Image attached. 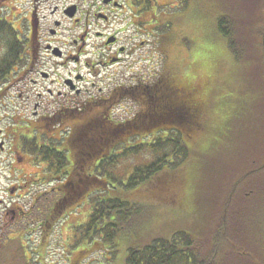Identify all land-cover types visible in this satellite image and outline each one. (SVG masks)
Instances as JSON below:
<instances>
[{
	"label": "flooded vegetation",
	"instance_id": "obj_1",
	"mask_svg": "<svg viewBox=\"0 0 264 264\" xmlns=\"http://www.w3.org/2000/svg\"><path fill=\"white\" fill-rule=\"evenodd\" d=\"M13 1L0 0V21L17 32L2 16ZM174 1L162 5L154 0H29L22 12L26 34L16 35L19 58L0 81V101L8 98L10 104L8 116H0V264H69L67 222L69 204L75 201L71 195L69 199V186L107 174L97 166L99 160L83 151L81 141L101 146L105 136L113 135L108 155L100 161L118 155V145H134L130 140L138 138L136 131L123 129L126 139L121 140L113 128L131 124L130 129H136L130 121L145 104L139 88L149 93L156 83L170 102L156 100L157 110L160 105L164 113L155 118L156 112H150L153 98L146 115L150 123L168 120L175 106L185 102L199 112L201 100L179 81L183 75L178 60L166 62L173 65L149 82L137 77L138 57L153 54L154 44L164 48L165 57L170 55L166 40L172 26L166 28L171 19L163 15V32L152 23L159 5L174 8ZM147 15L150 20L144 19ZM260 49L262 61L261 42ZM128 74L133 82L104 92L113 79ZM122 101L137 109L119 121L112 115ZM21 113L27 114L25 120ZM202 124L191 130H200ZM27 160L35 171H26Z\"/></svg>",
	"mask_w": 264,
	"mask_h": 264
},
{
	"label": "rangeland",
	"instance_id": "obj_2",
	"mask_svg": "<svg viewBox=\"0 0 264 264\" xmlns=\"http://www.w3.org/2000/svg\"><path fill=\"white\" fill-rule=\"evenodd\" d=\"M154 1L162 5L171 3V0ZM28 3L29 0H14L9 11L1 13L4 18L14 23L22 38L27 31L22 12ZM174 3V8L171 5H159L157 21L155 19L152 23L153 26L158 25L160 32H163V15L171 19L170 23L166 21V29L169 30L172 26L170 39L166 40L167 47L171 50L170 55L165 57L164 48L154 44L153 54H142L138 57L137 77L140 75L145 82H149L159 71L173 65H166V62L178 60L183 75L179 77V81L183 83V89H193V96L205 104L200 105L199 112L205 122L202 125L206 128L192 131L194 134H190L189 129V137L183 138L189 147L188 153L180 158V163L176 161L179 165L175 171H171L181 177L179 184L169 188L165 182L159 191L129 192L125 197L144 201L149 205L148 215L141 220V227L149 234L168 237L173 231L181 230L196 237L205 227H208L211 234L215 231L223 204L228 200L229 204L233 202L235 189L231 185L242 178L248 166H253L254 162L257 165L264 162V69L260 55L264 0H253L248 8L245 5L243 12L239 9L241 14L236 16L242 36L240 46L245 49L244 61L234 59L226 38L217 29V16L225 7H230L228 0H175ZM236 4L239 7L240 4ZM175 18L178 19L173 21ZM144 19L150 20V17L147 15ZM150 38L153 40V37ZM6 39V36L0 38V57L4 54ZM194 68L210 69L211 75L197 76L192 80L190 77ZM129 76L128 74L118 80L113 79V84L106 87L104 92L108 93L110 87L133 82ZM8 102V98L0 101V116H8ZM136 109L134 104L122 101L115 107L112 116L119 120L126 117L127 112ZM20 116L24 117L23 120L27 118L26 113H21ZM120 138L126 139L124 135ZM130 142L137 143L138 138L131 139ZM81 146L85 153H89L97 144L94 147L91 141L84 139ZM121 150L123 151V147L118 145V155ZM150 159V149L133 152V155L121 158L110 171L123 179L135 166L145 164ZM24 162L26 171L36 170L28 160ZM76 166L78 169L79 164ZM244 178L241 186L248 183ZM94 191L90 192L92 194L87 192L78 204L69 209V264H121L126 251V238H118L116 249L105 251L103 247L90 246V243L81 245L80 237L76 236L74 226H79L88 219L96 196ZM209 215L212 216L208 223ZM260 222L264 231V219ZM135 229L127 234L135 235ZM255 230H259L258 226ZM259 237L264 244V233H260Z\"/></svg>",
	"mask_w": 264,
	"mask_h": 264
},
{
	"label": "trees",
	"instance_id": "obj_3",
	"mask_svg": "<svg viewBox=\"0 0 264 264\" xmlns=\"http://www.w3.org/2000/svg\"><path fill=\"white\" fill-rule=\"evenodd\" d=\"M228 1L230 7H225L217 16V29L226 38L228 49L234 59L244 61L245 49L240 46L242 36L236 16L241 14L239 9L243 12L245 5H250L253 0ZM233 1L239 3V7ZM16 35L9 25L0 21V38L6 36L8 43L3 56L0 57V81L19 58L21 49L15 44ZM155 82L156 80L152 83ZM147 91L149 93L144 91V88L138 90L139 97L144 99L145 104L141 114L130 121L137 124L136 129L131 130V124L117 125L114 127L120 128H113L115 134L117 132L119 134L117 138L123 136V129L127 132L136 131L138 142L123 149L120 155L113 156L110 161H100L108 155V144L113 141V135L108 134L103 144L101 143L104 150H101L99 145L88 153L90 159L99 160L97 166L107 174L90 176L89 182L84 185L75 181L69 186V199L70 195L75 198V201L69 204V209L78 204L87 192L95 190L93 194L96 193L88 219L85 223L74 226L76 236L81 239V245L90 243V246L96 245L103 247L105 251H111L116 249L118 238H126V251L121 264H264V244L259 237L260 233H264L260 222L264 219V162L260 165L254 162L253 166H248L242 178L231 185L232 189H235L233 202L229 204L228 200L223 204L222 213L218 217L219 223L212 234L209 233L208 227H205L196 237L181 230H175L170 236L162 237L155 233L149 234L141 227V220L143 221L149 213V205L144 201L127 199L125 196L129 192L159 191L165 182L169 188L179 184L181 177L171 171L176 170L180 158L188 153L189 147L183 138L189 137V129L194 124L205 123L197 108H191L186 102L175 106L171 114L173 117L168 120L157 119L153 123L148 122L146 115L153 98L155 106L150 112H156L155 118L164 113L160 105L157 110L156 100H164L166 104L170 102L166 91L156 83ZM202 106H205L204 102ZM202 128L206 127L202 125ZM192 131L190 130V134H194ZM91 143L94 147L97 144ZM144 149H150L151 159L145 164L135 166L126 178L121 179L113 174L115 172L110 171L121 158L124 159L133 155V152L139 153ZM176 161L179 163L176 164ZM243 178L248 183L241 186ZM75 189L78 191H74ZM79 192L81 197L74 194ZM211 216H207L208 223ZM256 226L259 229L257 231ZM133 228H136V234L129 236L127 233L130 230L132 232Z\"/></svg>",
	"mask_w": 264,
	"mask_h": 264
},
{
	"label": "snow or ice",
	"instance_id": "obj_4",
	"mask_svg": "<svg viewBox=\"0 0 264 264\" xmlns=\"http://www.w3.org/2000/svg\"><path fill=\"white\" fill-rule=\"evenodd\" d=\"M211 75V71L210 69H206V70H197V69H193V74L190 77V79L194 80L196 79L197 76H210Z\"/></svg>",
	"mask_w": 264,
	"mask_h": 264
},
{
	"label": "water",
	"instance_id": "obj_5",
	"mask_svg": "<svg viewBox=\"0 0 264 264\" xmlns=\"http://www.w3.org/2000/svg\"><path fill=\"white\" fill-rule=\"evenodd\" d=\"M261 44H262V65L264 67V24H263L262 35H261Z\"/></svg>",
	"mask_w": 264,
	"mask_h": 264
}]
</instances>
